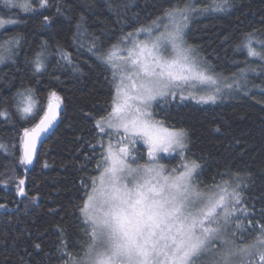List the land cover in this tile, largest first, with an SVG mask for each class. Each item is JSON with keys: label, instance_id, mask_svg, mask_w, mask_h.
<instances>
[{"label": "trees", "instance_id": "trees-1", "mask_svg": "<svg viewBox=\"0 0 264 264\" xmlns=\"http://www.w3.org/2000/svg\"><path fill=\"white\" fill-rule=\"evenodd\" d=\"M191 2L202 8L208 0ZM31 3L35 10L24 11L5 7L0 0V19L16 21L0 31V48H11L0 67V145L4 146L0 148V205H4L0 264H60L61 239L73 252L86 239L77 206L83 185L98 175L103 149L96 122L111 112L116 95L112 70L89 47L93 40L104 51L121 46L129 33L138 34L177 0H48L43 7L39 0ZM229 4L224 12L193 13L186 44L227 83L240 80L239 70L246 61L255 71L247 73L246 83L240 80L239 89L234 85L214 104L176 99L170 107H156L157 119L188 131L186 156L201 165L198 179L203 185H211L214 177L219 182L218 173H239L247 185H242V196L253 213L249 218L264 223V61L236 50L244 33L255 31L264 38V0H229ZM13 38L18 44L6 43ZM62 52L71 54V63ZM37 53H43L44 67L39 71L33 63ZM26 90H31L35 101L33 113L27 116L17 111V94ZM52 92L60 97L64 113L28 169L20 163L24 129L39 123ZM103 140L106 146L108 137ZM136 153L143 164L147 149L137 144ZM180 161L177 155L161 159L168 169L178 167ZM20 180L24 185H19ZM18 186L25 195L18 193ZM254 235L243 233L242 242H251Z\"/></svg>", "mask_w": 264, "mask_h": 264}, {"label": "snow or ice", "instance_id": "snow-or-ice-1", "mask_svg": "<svg viewBox=\"0 0 264 264\" xmlns=\"http://www.w3.org/2000/svg\"><path fill=\"white\" fill-rule=\"evenodd\" d=\"M47 4L48 0H39V6ZM4 5L35 10L31 0H4ZM229 6V0H208L202 8H196L191 0H177L138 30L148 39H132L131 47L124 49L126 56L118 53L117 45L104 51L92 41L89 51L112 70L118 84L111 112L95 125L103 149L97 160L98 175L83 185L84 195L77 206L86 239L78 243L75 252L61 239L57 247L60 264H264V223L249 218L253 213L244 203L242 185H247L240 174L218 173L219 182L214 177L211 185H203L198 179L201 165L186 156L188 131L166 126L156 112V107H170L178 95L180 101L195 98L182 94L187 88L209 93L200 95L197 103H215L218 93L234 85L239 89L240 80L246 83L247 73L255 71L246 61V67L239 70L240 80L221 86L214 69L186 44L185 29L193 13L224 12ZM15 22L0 19V28ZM81 27L77 25L78 33ZM6 43L15 45L18 40ZM236 50L264 61V38L255 31L244 33ZM4 51L10 53L11 49ZM61 55L72 62L70 53ZM6 58L0 54V63ZM33 63L36 71L44 67L43 53H37ZM17 95V111L25 116L33 113L31 90ZM59 107L60 97L50 93L39 123L24 129L21 164L32 163L37 143L52 127ZM104 136L108 137L107 146ZM140 141L147 146L149 158L143 164L128 147ZM161 153L180 156L178 167L168 169L160 164ZM24 183L19 181V185ZM17 190L25 195L23 187ZM261 212L264 215V210ZM245 232L255 233L249 243L242 242Z\"/></svg>", "mask_w": 264, "mask_h": 264}, {"label": "rangeland", "instance_id": "rangeland-1", "mask_svg": "<svg viewBox=\"0 0 264 264\" xmlns=\"http://www.w3.org/2000/svg\"><path fill=\"white\" fill-rule=\"evenodd\" d=\"M8 25H10V24H5L4 27H6V26H8ZM4 27L0 28V31L3 30ZM185 32H186V29H185ZM156 34H157V33H154L153 35H156ZM132 39H135V40H137V41H144V40L148 39V37L146 36L145 33H138V34H136V35H133L132 37H129L126 41H124V43H123L121 46H118V47H117V51H118V53H119L120 55H123V56H126V55H127V52H126L124 49H125L126 47H131V43H130V41H131ZM6 48H10V46H5V47H3V48H0V54L4 55L5 57H10V53L4 51V49H6ZM10 49H11V48H10ZM7 60H8V58H6V59L4 60L3 63H0V67H1V65H3ZM221 81H222V84H221V86H222L223 83L226 82V81H225V80H221ZM117 84H118V81H115V85H116V86H117ZM205 87H206V86H205ZM226 91H229V90H228V89H224L222 92L218 93V94H217V96H218L217 100L220 99L221 96H222ZM177 92L179 93L180 90L177 89ZM182 94H183L184 96H186V97L195 96V98H188V99H185V100H193V101L197 102V100L199 99L200 95H207V94H209V93H208L207 91H197V90H195V89L187 88L186 90L183 91ZM176 99L179 100V95L177 96ZM217 100H216V102H217ZM216 102H215V103H216ZM201 104H214V103L209 102V103H201ZM34 107H35V103H34ZM33 110H34V108H33ZM30 114H31V113H30ZM30 114H27V115H30ZM113 143L115 144V141H114ZM137 144L142 145V146H144V147L147 149V146L144 145L142 141L137 142V143H135V144H129L128 147H129V149H130V151L132 152L133 155H134V153H136ZM106 146H107V145H106ZM136 154H137V153H136ZM172 155H176V154H175V153H161V154H160V157H161V158H160V160H159V163L162 164V163H161V159H162V158H164V157H168V156H172ZM148 159H149V158H148V155H147V160H148ZM137 160H138V158H137ZM229 238L232 239V237H231L230 234H229ZM235 239H236V242H237V241L239 240V235H238L237 237H235Z\"/></svg>", "mask_w": 264, "mask_h": 264}, {"label": "water", "instance_id": "water-1", "mask_svg": "<svg viewBox=\"0 0 264 264\" xmlns=\"http://www.w3.org/2000/svg\"><path fill=\"white\" fill-rule=\"evenodd\" d=\"M63 113H64V108L60 103V107L57 110V117H56L55 121L53 122L52 127L46 133L42 134L40 141L37 143L36 154L33 157V161L31 164H27L28 169H31L34 166L40 146L48 138V136H50L54 132V130L57 128V126H58V124H59V122L63 116Z\"/></svg>", "mask_w": 264, "mask_h": 264}]
</instances>
